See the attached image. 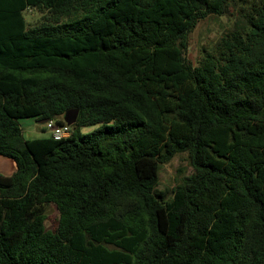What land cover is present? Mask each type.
I'll use <instances>...</instances> for the list:
<instances>
[{
    "label": "trees",
    "instance_id": "obj_1",
    "mask_svg": "<svg viewBox=\"0 0 264 264\" xmlns=\"http://www.w3.org/2000/svg\"><path fill=\"white\" fill-rule=\"evenodd\" d=\"M234 13L189 62L197 24ZM72 110L69 138L24 137ZM0 157V264H264V0H0Z\"/></svg>",
    "mask_w": 264,
    "mask_h": 264
},
{
    "label": "rangeland",
    "instance_id": "obj_2",
    "mask_svg": "<svg viewBox=\"0 0 264 264\" xmlns=\"http://www.w3.org/2000/svg\"><path fill=\"white\" fill-rule=\"evenodd\" d=\"M238 12L236 10H233ZM225 16H212L200 21L193 32L189 35L188 49L185 52L186 59L197 66L203 58L205 51H211L219 40L234 29L239 18L238 14ZM26 21L34 25L40 18L36 11L25 13ZM26 140H37L51 138L52 133L46 129V123H41L35 118L22 119L19 121ZM97 126L82 128V134L93 132ZM16 171L15 164L4 157H0V174L9 176ZM194 173L190 164L188 153L176 155L169 163L161 166L159 173L158 191L167 194L168 198L173 196L174 189L183 180ZM46 228L55 231L59 224V211L55 205L48 207Z\"/></svg>",
    "mask_w": 264,
    "mask_h": 264
},
{
    "label": "built area",
    "instance_id": "obj_3",
    "mask_svg": "<svg viewBox=\"0 0 264 264\" xmlns=\"http://www.w3.org/2000/svg\"><path fill=\"white\" fill-rule=\"evenodd\" d=\"M46 129L52 133V138L55 141H61L67 139L72 134V126L67 124L58 125L54 121H49L46 123Z\"/></svg>",
    "mask_w": 264,
    "mask_h": 264
},
{
    "label": "water",
    "instance_id": "obj_4",
    "mask_svg": "<svg viewBox=\"0 0 264 264\" xmlns=\"http://www.w3.org/2000/svg\"><path fill=\"white\" fill-rule=\"evenodd\" d=\"M78 115H79L78 110H72L66 113L65 118H64L65 124L69 126L75 125L78 119ZM48 122H49L48 120L41 121V123H44V124Z\"/></svg>",
    "mask_w": 264,
    "mask_h": 264
}]
</instances>
